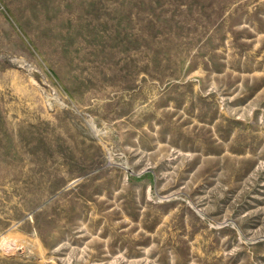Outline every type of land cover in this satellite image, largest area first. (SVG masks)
Wrapping results in <instances>:
<instances>
[{
  "label": "rangeland",
  "instance_id": "obj_1",
  "mask_svg": "<svg viewBox=\"0 0 264 264\" xmlns=\"http://www.w3.org/2000/svg\"><path fill=\"white\" fill-rule=\"evenodd\" d=\"M0 264H264V0H0Z\"/></svg>",
  "mask_w": 264,
  "mask_h": 264
}]
</instances>
